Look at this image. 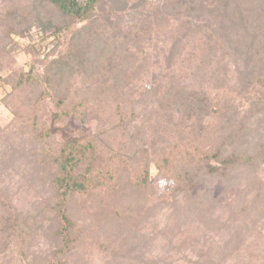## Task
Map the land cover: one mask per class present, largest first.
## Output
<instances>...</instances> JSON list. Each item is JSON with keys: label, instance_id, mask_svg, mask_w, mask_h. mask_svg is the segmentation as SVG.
Here are the masks:
<instances>
[{"label": "trees", "instance_id": "obj_1", "mask_svg": "<svg viewBox=\"0 0 264 264\" xmlns=\"http://www.w3.org/2000/svg\"><path fill=\"white\" fill-rule=\"evenodd\" d=\"M3 1L0 0V4ZM28 1V7L0 10V31H3L0 42L13 35L24 37L36 28L40 41L52 39L50 43L57 57L45 61L40 74L32 66L14 80L3 77L7 99L2 103L9 98L8 104L14 110L26 104V116L18 118L16 129H21L20 125L27 126L30 121V134L47 141L48 149L39 154L35 151L28 157L33 160L31 166L37 173L36 182L48 184L49 196L40 201L46 209L45 214L52 213L58 224L51 233L49 259L34 263L20 257L18 264L23 261L27 264H69L67 257L74 247H81L86 237L75 221L77 210L82 215L85 212L90 215L93 211L94 217L101 222L104 218L122 221L121 216L127 215L131 208L141 207L140 201L153 200L158 207L147 210L145 215L152 217L158 227L154 240L160 238L161 243L167 245L188 234L205 236L209 226H214L216 231L223 215L221 208L226 209L228 205L222 200L220 203L217 196L227 185L231 187L232 183L244 179L255 183L259 195L264 194V183L255 174L260 165L264 166V0H122L118 4H114L115 0ZM131 11H135V19H123ZM119 13L126 22V35L132 41L148 35L153 23H158L157 27L167 25L169 30L178 27L180 31H187L191 26L190 18L212 17V14L219 19V40L222 39L233 54L250 40L252 67L246 66L248 69L244 73L236 75L240 91L234 87L217 94V88L211 91L214 87L207 85L200 89V80L194 72V75H186L187 84L178 93L193 109L192 113H199L195 118L198 120L219 116L228 106L226 97L236 99L233 100L237 103L233 104L238 119L235 124L250 115L262 117L248 126L239 125L233 131L234 136H240L236 139L239 144L249 146V142L255 141V147L224 154L220 146L213 149L204 146L190 131L183 141H171L167 137L169 144L156 143L151 149L152 121L131 116L122 101L112 99L116 97V83L114 76L111 77L113 68L103 64H112L113 59L99 57L111 48L109 40H115L114 33L107 35L105 31L111 30L110 19ZM260 20L262 26L254 27ZM172 24L175 27L172 28ZM239 31L241 34H237ZM169 32H173L175 39L169 40L172 46L167 55L162 56L165 60H172L178 41L186 37ZM100 39L104 42L102 49L97 47L101 45L97 44L101 43ZM3 49L0 45L1 53ZM27 51L34 56V63H38L36 56L40 54V45L33 41ZM108 52L114 53V49ZM122 65L130 67V64ZM207 73L210 80L211 77L215 80L229 78L225 68L211 69ZM78 78L81 82H77ZM78 88L81 89L77 92ZM177 104L173 101L172 107ZM35 117H42L39 124ZM70 126L92 127L94 132L79 140L62 138ZM202 133L203 130L199 135ZM21 144V141H13V146L6 144L4 150L9 154L16 150L22 152ZM211 161L217 165H212ZM151 164L157 169L152 183L149 182ZM219 185H223L221 192L217 190ZM105 197L108 202L102 203ZM237 205L240 211L241 203ZM9 210L3 214L12 224L16 215L12 217ZM212 259L207 260L208 263Z\"/></svg>", "mask_w": 264, "mask_h": 264}, {"label": "rangeland", "instance_id": "obj_2", "mask_svg": "<svg viewBox=\"0 0 264 264\" xmlns=\"http://www.w3.org/2000/svg\"><path fill=\"white\" fill-rule=\"evenodd\" d=\"M121 1L115 0L114 4ZM27 3L29 6L28 0H4L0 4V10L7 8L17 10L22 5L27 6ZM121 16L122 14L119 13L111 17V30L105 31V34L114 33L115 40H109L108 45L111 48L99 57L106 60L113 59L112 64H103L113 68L111 77L114 76L113 80L116 83L114 87L116 97L112 99L122 101L131 116L152 121L154 140L151 142V149L156 143L169 144L168 138L172 139L171 141L174 139L183 141L186 133L190 131L194 132V139L198 138L204 146H210L212 149L220 146L224 154L255 147L253 143L255 141L249 142V146L239 144L236 139L240 136H234L233 131L239 125L248 126L255 121L254 119L260 120L262 117L250 115L244 120H239L241 123L235 124L236 120L238 121L234 112L237 103L233 100L236 99L226 97L229 100L228 106L226 110L220 111L219 116L198 120L195 118L199 113H192L193 109L184 103L181 94L178 93L187 84L186 75L188 73L192 75L194 72L200 80V89L203 85H207L214 87L211 91L217 88L215 91L217 94L234 87L240 91L242 88L236 75L240 72L244 73L248 69L246 66L252 67L250 40L243 43L240 47L242 49L234 55L232 49H229L222 39L219 40V31L217 32L219 19L212 14V17L200 15L195 19L190 18L191 26L190 29L187 27V31L182 29L180 31L178 27L169 30L167 25L164 27L159 23L157 27L158 23H153L148 35L143 37L141 35L142 38L132 41L126 35L125 20L135 19V11L127 13V17ZM263 21L260 20L254 27H261L262 25L259 24ZM5 24L7 25V22ZM171 26L175 27L174 24ZM1 31L0 39L3 38ZM169 31L186 37L178 41L172 60H165L162 56H166L172 46L169 40L175 39L173 32ZM157 32L159 36H155ZM238 33L241 34V31ZM39 35L38 30L32 28L24 37L13 35L6 41L0 42L4 48L2 53L0 52V264H18L20 257H26L34 263L48 260L51 233L58 224L57 217L52 213L45 214L46 209L40 201L49 196L48 184L40 185L38 181L36 182L37 173L34 167L32 169L33 160L28 157L35 151L40 153L48 149L47 141L39 135L30 134L32 130L30 121L27 122V126L20 125L21 129H16L18 118L26 116V104L14 110L8 104L11 102L9 98L6 103H2L4 98L7 99L4 95L3 77L14 80L32 66H35L36 72L40 74L44 70V62L57 57V51L53 52L50 43L52 39L48 38L42 42ZM166 39L167 42L164 43ZM33 41L40 45V54L36 56L38 63H34V56L27 51V47ZM100 42L97 43L101 44L97 46L98 48L104 46L102 39ZM110 49H114V53L108 52ZM122 63L130 64V67L123 66ZM219 68H225L229 78L215 80L211 77L210 80L207 72ZM178 71H181V74H178ZM164 72H168L169 75L166 76ZM78 80L77 82H81L80 78ZM80 89L78 88L77 92ZM224 99L225 97L222 100ZM172 100L178 103L175 108L172 107ZM243 112H241L242 116ZM40 119L42 117L35 120L38 123ZM200 123L202 124L199 125ZM93 132L92 127L70 126L61 137L79 140ZM30 135H32L31 139ZM13 141L22 142V152L16 150L15 153L9 154L4 150L6 144L8 147L13 146ZM210 163L217 165L215 161ZM156 173L157 169L151 164L150 183L154 181ZM255 174L256 178H260L264 183L263 165L259 166ZM227 186L224 187L225 193H218L217 196L220 198V203L222 200L228 205L226 209L221 208L223 215L218 221L219 226L216 231L214 226H209L206 237L197 233L188 234L167 245L161 243L160 238L154 240L158 227L152 217L145 215L147 210L158 207L153 200L140 201L138 204L141 207L136 205L138 208H131L127 215L121 216L122 221L104 218L101 222L98 217H94L93 211L90 215L86 212L82 215L77 210L75 221L82 227L86 237L84 241L82 240L81 247H74L71 255L67 257L68 262L69 264H204L205 261L213 258L210 263L207 261L205 264H248V262L264 264V194L261 192L259 195L254 187L255 183H248L244 179L232 183L231 187ZM222 189L223 185H219L217 190L221 192ZM105 199L102 203L108 202L107 197ZM239 202L240 211L237 207ZM6 209H10L9 213H12V217L16 215V220L12 224L7 222V216L3 214ZM138 209L142 210L138 211ZM130 217L132 219H129ZM22 263L27 264L26 261Z\"/></svg>", "mask_w": 264, "mask_h": 264}]
</instances>
